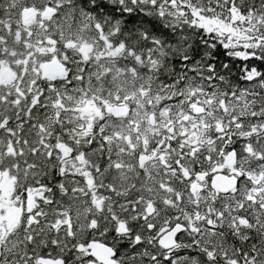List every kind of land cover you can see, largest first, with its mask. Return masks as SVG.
Wrapping results in <instances>:
<instances>
[{
  "label": "snow or ice",
  "instance_id": "6c2138e0",
  "mask_svg": "<svg viewBox=\"0 0 264 264\" xmlns=\"http://www.w3.org/2000/svg\"><path fill=\"white\" fill-rule=\"evenodd\" d=\"M0 264H264V0H0Z\"/></svg>",
  "mask_w": 264,
  "mask_h": 264
}]
</instances>
